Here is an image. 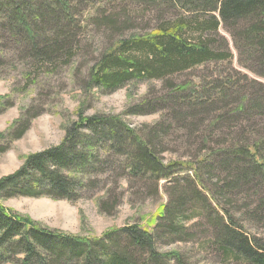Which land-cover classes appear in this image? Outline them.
<instances>
[{"label":"trees","instance_id":"obj_1","mask_svg":"<svg viewBox=\"0 0 264 264\" xmlns=\"http://www.w3.org/2000/svg\"><path fill=\"white\" fill-rule=\"evenodd\" d=\"M146 1L156 5L160 24L144 35L117 39L92 66L91 84L111 90L132 78L170 82V77L185 69L225 62L232 58V52L226 39L219 36L222 23L233 39L240 64L262 81L253 79L249 91L242 89L240 80L231 75L225 80L220 77L170 83V92L160 99L169 103L171 120L166 121L167 128L173 123L207 128L208 124H204L207 119L210 127L219 121L225 123L232 114V120L247 118L251 122L247 134L254 136L246 140L242 132L243 140L237 145L202 152L194 159L165 163L155 143L164 129L162 122L144 136L120 114L88 116L79 112L78 119L65 129L59 145L28 155L17 171L0 178V264H172L171 259L175 264H187L181 253H159L155 242L162 230H168L176 238L186 231L180 218L190 201L200 207L195 209L205 213L216 229L213 246L223 258H231L236 264H264V238L244 232L240 220L217 197L222 198L223 193L227 196L226 192L251 194L258 203L246 216L261 217L264 222V0ZM76 7L72 0H0V40L13 45L18 55L20 52L32 59L44 62H55L59 56L70 59L78 45ZM167 10L173 16L169 17ZM7 33L14 38L10 39ZM4 52L0 48V58ZM152 103L139 104L132 113H141ZM24 131L16 137H21ZM111 153L120 156L117 159L120 165L113 162L112 165L132 178L149 176L155 181L172 178L177 182L168 203L160 206L145 227L132 225L108 232L104 240H91L50 231L3 204L14 196L75 200L80 191L82 195L92 187L93 176L110 160ZM221 163L220 168L229 176L223 184L212 187L209 183L212 177H204L210 176ZM108 170L107 173L112 171ZM188 171L194 175L188 174L184 178L186 183L181 184L176 175ZM158 194L155 188L152 196ZM106 197L100 207L110 213L113 210L108 191ZM153 226L154 230H150ZM120 235L128 239L127 244H118ZM132 248L141 252V256L135 250L132 252Z\"/></svg>","mask_w":264,"mask_h":264},{"label":"rangeland","instance_id":"obj_2","mask_svg":"<svg viewBox=\"0 0 264 264\" xmlns=\"http://www.w3.org/2000/svg\"><path fill=\"white\" fill-rule=\"evenodd\" d=\"M72 4L77 6L74 18L76 16L78 20V45L70 59L60 56L55 58V62L32 59L22 56L20 52L18 55L17 51H13V45L0 40V48L5 51L0 58V149H4L0 151V178L17 171L28 155L59 145L65 136V129L78 119L79 112L88 116L120 114L129 126L137 128L144 136L162 122L164 129L157 135L155 143L165 163L194 159L202 152L237 145L240 139L243 140L242 132L246 140L254 136L253 133L247 134L251 122L243 116L232 120V114L225 123L219 121L210 127V119H207L208 122L206 120L204 123L208 124L207 128L204 125L186 126L177 123L167 128V122L171 120L168 117L169 103L161 102L160 99L170 92V83H194L204 79L211 81L220 77L225 80L231 75L240 80L242 89L249 91L253 87V79L262 81L260 76L240 64L233 39L222 23L218 33L229 43L231 59L185 69L170 77V82L160 78H132L121 86L105 90L91 84L92 66L99 62L117 39L144 35L157 28L160 21L155 12L156 5L146 0H72ZM166 12L169 17L174 14L170 10ZM7 35L10 39L14 38L10 33ZM146 101L154 103L141 113H132ZM257 120L262 122V118ZM22 129L24 133L16 137ZM119 158L111 153L110 160L102 164V170L98 169L100 172L93 176L95 183L92 187L83 191L82 195L80 191L75 200L43 195L14 196L4 200L3 204L21 215L29 216L50 231L91 240H104L108 232L132 225L145 227L146 221L159 212L160 206L168 203L170 191L177 182L172 178L156 181L149 176L132 178L124 170H119L120 167H115L119 164ZM222 164L216 165L210 176L205 175V179L212 177L209 178L211 186L223 184L229 176L220 168ZM109 168L112 171L107 173ZM188 174L194 175L188 171L175 178H180V183L185 184L184 178ZM155 188L159 194L154 197ZM106 191L109 192V206L113 210L110 213L100 207L101 201L107 199ZM222 195V198L216 196L240 220L246 230L244 232L264 238L262 218L246 216V213L255 209L258 203L256 199L251 194L240 192ZM195 207L200 208L190 201L183 209L185 213L180 219L186 231L176 238L168 230H162L155 242L156 250L159 253H181L187 264H236L231 258H223L217 247L213 246L216 229H213L206 214H201L200 209L196 210ZM120 236L118 244H127L128 239L124 235ZM134 250L132 248V252ZM135 252L138 253V250ZM138 256H141V252ZM170 262L175 264L173 259Z\"/></svg>","mask_w":264,"mask_h":264}]
</instances>
